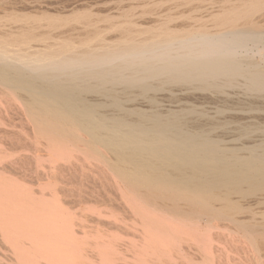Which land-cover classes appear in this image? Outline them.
<instances>
[{"label": "bare ground", "instance_id": "6f19581e", "mask_svg": "<svg viewBox=\"0 0 264 264\" xmlns=\"http://www.w3.org/2000/svg\"><path fill=\"white\" fill-rule=\"evenodd\" d=\"M0 264H264V0H0Z\"/></svg>", "mask_w": 264, "mask_h": 264}]
</instances>
